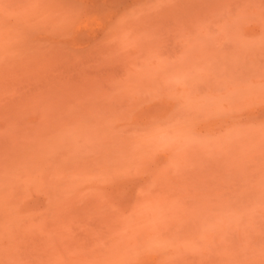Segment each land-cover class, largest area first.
I'll use <instances>...</instances> for the list:
<instances>
[{
	"label": "rangeland",
	"instance_id": "rangeland-1",
	"mask_svg": "<svg viewBox=\"0 0 264 264\" xmlns=\"http://www.w3.org/2000/svg\"><path fill=\"white\" fill-rule=\"evenodd\" d=\"M0 264H264V0H0Z\"/></svg>",
	"mask_w": 264,
	"mask_h": 264
}]
</instances>
